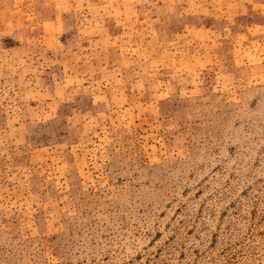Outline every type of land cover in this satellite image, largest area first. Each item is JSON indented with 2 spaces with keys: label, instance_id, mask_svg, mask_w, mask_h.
<instances>
[{
  "label": "rangeland",
  "instance_id": "374dc122",
  "mask_svg": "<svg viewBox=\"0 0 264 264\" xmlns=\"http://www.w3.org/2000/svg\"><path fill=\"white\" fill-rule=\"evenodd\" d=\"M0 264H264V0H0Z\"/></svg>",
  "mask_w": 264,
  "mask_h": 264
}]
</instances>
